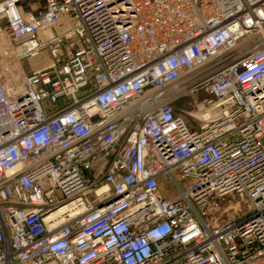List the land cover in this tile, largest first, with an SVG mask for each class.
<instances>
[{"label":"built area","instance_id":"built-area-1","mask_svg":"<svg viewBox=\"0 0 264 264\" xmlns=\"http://www.w3.org/2000/svg\"><path fill=\"white\" fill-rule=\"evenodd\" d=\"M0 20L17 58L52 57L0 72V264H264V0H0ZM201 92L195 128L174 102ZM234 192L244 216L207 217Z\"/></svg>","mask_w":264,"mask_h":264},{"label":"rangeland","instance_id":"rangeland-1","mask_svg":"<svg viewBox=\"0 0 264 264\" xmlns=\"http://www.w3.org/2000/svg\"><path fill=\"white\" fill-rule=\"evenodd\" d=\"M52 57L49 52L26 58H17L15 46L9 36L6 22L0 20V72L9 84H20L26 75L33 70L47 65ZM204 99L210 100L209 93L201 92L192 96H182L175 100L174 105L178 113L184 115L192 127L199 128L205 121L199 120L192 115H198L205 110H200V104ZM210 106L209 103H205ZM164 192L167 196L174 197L176 190L167 180H163ZM249 202L245 196L237 192L225 196H216L209 208L206 210L207 217L217 223H222L237 217L244 216L249 211Z\"/></svg>","mask_w":264,"mask_h":264},{"label":"bare ground","instance_id":"bare-ground-1","mask_svg":"<svg viewBox=\"0 0 264 264\" xmlns=\"http://www.w3.org/2000/svg\"><path fill=\"white\" fill-rule=\"evenodd\" d=\"M200 110H205L204 112L200 113L198 115H192L193 117L199 119V120H207L210 116L213 114V109L210 107H207L203 104H200Z\"/></svg>","mask_w":264,"mask_h":264},{"label":"water","instance_id":"water-1","mask_svg":"<svg viewBox=\"0 0 264 264\" xmlns=\"http://www.w3.org/2000/svg\"><path fill=\"white\" fill-rule=\"evenodd\" d=\"M120 196H121V194H120V195H118V196H117V198H119Z\"/></svg>","mask_w":264,"mask_h":264}]
</instances>
